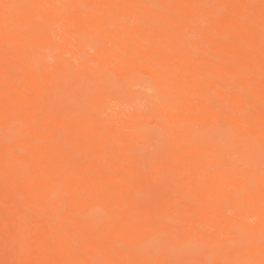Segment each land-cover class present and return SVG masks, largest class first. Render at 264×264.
Masks as SVG:
<instances>
[{"label": "bare ground", "instance_id": "6f19581e", "mask_svg": "<svg viewBox=\"0 0 264 264\" xmlns=\"http://www.w3.org/2000/svg\"><path fill=\"white\" fill-rule=\"evenodd\" d=\"M0 249L264 264V0H0Z\"/></svg>", "mask_w": 264, "mask_h": 264}, {"label": "rangeland", "instance_id": "374dc122", "mask_svg": "<svg viewBox=\"0 0 264 264\" xmlns=\"http://www.w3.org/2000/svg\"><path fill=\"white\" fill-rule=\"evenodd\" d=\"M1 248H2V247H1ZM0 250H1V249H0ZM7 250H8V248H7ZM7 250H6L5 247H4L3 250H2V252L4 253V252L7 251ZM3 253H2V254H3ZM5 253H6V252H5ZM2 254L0 255V257L3 256Z\"/></svg>", "mask_w": 264, "mask_h": 264}, {"label": "snow or ice", "instance_id": "6c2138e0", "mask_svg": "<svg viewBox=\"0 0 264 264\" xmlns=\"http://www.w3.org/2000/svg\"><path fill=\"white\" fill-rule=\"evenodd\" d=\"M94 215H97V216H99V213H94Z\"/></svg>", "mask_w": 264, "mask_h": 264}]
</instances>
